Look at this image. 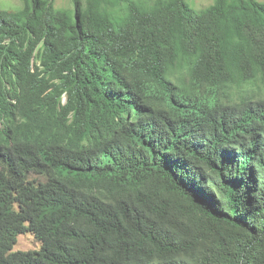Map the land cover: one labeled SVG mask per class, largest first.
I'll return each instance as SVG.
<instances>
[{"label":"trees","instance_id":"1","mask_svg":"<svg viewBox=\"0 0 264 264\" xmlns=\"http://www.w3.org/2000/svg\"><path fill=\"white\" fill-rule=\"evenodd\" d=\"M22 1L0 9V264H264V97L229 93L264 85V1Z\"/></svg>","mask_w":264,"mask_h":264},{"label":"rangeland","instance_id":"2","mask_svg":"<svg viewBox=\"0 0 264 264\" xmlns=\"http://www.w3.org/2000/svg\"><path fill=\"white\" fill-rule=\"evenodd\" d=\"M141 3L153 4L155 0H138ZM264 1V0H261ZM196 9H201L209 6L214 0H188ZM55 7L74 9V0H55ZM23 7L22 0H0V9L6 10H19ZM177 74H173V78H177ZM230 97L237 99L240 96H247L251 98L264 97V85L261 80H256L246 83L233 84L229 91ZM230 97H226L225 100L229 101ZM41 246V243L31 233L20 234L18 236L17 244L14 250H37Z\"/></svg>","mask_w":264,"mask_h":264}]
</instances>
